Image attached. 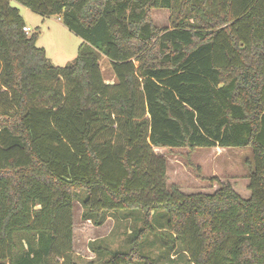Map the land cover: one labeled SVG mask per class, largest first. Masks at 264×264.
I'll return each mask as SVG.
<instances>
[{"label": "trees", "instance_id": "1", "mask_svg": "<svg viewBox=\"0 0 264 264\" xmlns=\"http://www.w3.org/2000/svg\"><path fill=\"white\" fill-rule=\"evenodd\" d=\"M14 1L83 43L54 66L0 0V264H157L140 251L156 210L189 263L264 264V0ZM215 147L250 149L247 199L167 186L155 148ZM77 200L94 225L140 212L129 249L73 261Z\"/></svg>", "mask_w": 264, "mask_h": 264}, {"label": "rangeland", "instance_id": "2", "mask_svg": "<svg viewBox=\"0 0 264 264\" xmlns=\"http://www.w3.org/2000/svg\"><path fill=\"white\" fill-rule=\"evenodd\" d=\"M16 7L30 35L38 32L36 46L45 51L54 66L62 67L70 63L83 40L65 27L57 15L43 17L27 7L10 0ZM150 17L157 27H169V12L166 9H152ZM105 83L116 82L115 75L106 56L98 60ZM155 153L166 159L167 186H175L184 194L212 193L221 183H228L242 198L249 197L248 167L249 148H198L164 149L155 148ZM121 212H111L100 225L81 218L80 201L73 203L72 251L71 259L84 263L92 259L104 261L107 254H97L91 248L101 247L108 251H126L130 247V237L141 227V213L136 211L123 217ZM165 213L152 212L153 233L147 234L140 243V251L157 264H191L181 244L165 229ZM61 263L60 259H57Z\"/></svg>", "mask_w": 264, "mask_h": 264}, {"label": "built area", "instance_id": "3", "mask_svg": "<svg viewBox=\"0 0 264 264\" xmlns=\"http://www.w3.org/2000/svg\"><path fill=\"white\" fill-rule=\"evenodd\" d=\"M22 31H23L24 33L28 34V33H29V28L26 27V26H24V27H22Z\"/></svg>", "mask_w": 264, "mask_h": 264}]
</instances>
